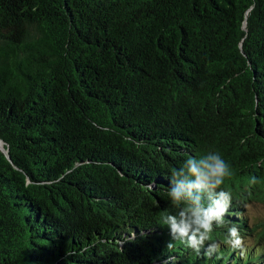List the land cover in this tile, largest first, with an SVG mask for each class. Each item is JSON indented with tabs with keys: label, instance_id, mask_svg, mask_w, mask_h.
I'll list each match as a JSON object with an SVG mask.
<instances>
[{
	"label": "trees",
	"instance_id": "1",
	"mask_svg": "<svg viewBox=\"0 0 264 264\" xmlns=\"http://www.w3.org/2000/svg\"><path fill=\"white\" fill-rule=\"evenodd\" d=\"M0 140V264H264V0H0ZM209 151L219 253L168 249L171 171Z\"/></svg>",
	"mask_w": 264,
	"mask_h": 264
},
{
	"label": "clouds",
	"instance_id": "2",
	"mask_svg": "<svg viewBox=\"0 0 264 264\" xmlns=\"http://www.w3.org/2000/svg\"><path fill=\"white\" fill-rule=\"evenodd\" d=\"M230 175L228 163L214 151L190 156L179 169L171 171L167 194L177 211L163 214L160 220L161 226L168 228V249L179 241L197 256L202 250L205 256L219 253L221 244L211 239V233L215 227L225 226L232 195L221 186ZM225 243L233 250L243 251V238L235 225L228 228Z\"/></svg>",
	"mask_w": 264,
	"mask_h": 264
},
{
	"label": "rangeland",
	"instance_id": "3",
	"mask_svg": "<svg viewBox=\"0 0 264 264\" xmlns=\"http://www.w3.org/2000/svg\"><path fill=\"white\" fill-rule=\"evenodd\" d=\"M247 213L250 215V221L257 225V231L260 230V224L264 222V202L254 201L247 204ZM254 241L255 237H250Z\"/></svg>",
	"mask_w": 264,
	"mask_h": 264
},
{
	"label": "water",
	"instance_id": "4",
	"mask_svg": "<svg viewBox=\"0 0 264 264\" xmlns=\"http://www.w3.org/2000/svg\"><path fill=\"white\" fill-rule=\"evenodd\" d=\"M1 141V140H0ZM2 142V141H1ZM3 143V142H2ZM0 149L2 150V151H4L5 152V150H4V148H3V146L2 145H0Z\"/></svg>",
	"mask_w": 264,
	"mask_h": 264
},
{
	"label": "bare ground",
	"instance_id": "5",
	"mask_svg": "<svg viewBox=\"0 0 264 264\" xmlns=\"http://www.w3.org/2000/svg\"><path fill=\"white\" fill-rule=\"evenodd\" d=\"M0 145H3L1 141H0Z\"/></svg>",
	"mask_w": 264,
	"mask_h": 264
}]
</instances>
